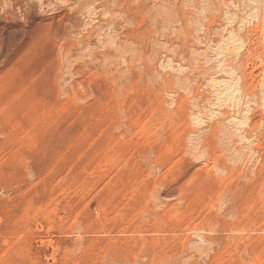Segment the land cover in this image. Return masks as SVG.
<instances>
[{
    "label": "rangeland",
    "instance_id": "rangeland-1",
    "mask_svg": "<svg viewBox=\"0 0 264 264\" xmlns=\"http://www.w3.org/2000/svg\"><path fill=\"white\" fill-rule=\"evenodd\" d=\"M106 1L0 0V264H264V0Z\"/></svg>",
    "mask_w": 264,
    "mask_h": 264
},
{
    "label": "bare ground",
    "instance_id": "bare-ground-1",
    "mask_svg": "<svg viewBox=\"0 0 264 264\" xmlns=\"http://www.w3.org/2000/svg\"><path fill=\"white\" fill-rule=\"evenodd\" d=\"M91 1H94V0H91ZM113 3H114V5H117L118 7H121V9H116L117 10V12H118V14H121L122 15V17H124V18H126L127 20H130L133 16L132 15H136V13H137V11L138 10H136V12H134L133 11V9L132 8H130V5L131 4H129L128 3V1L127 0H111ZM136 1V0H135ZM142 0H139V2L140 3H146V1H144V2H141ZM155 1V0H154ZM163 1H165V0H163ZM162 1V2H163ZM90 2V1H89ZM106 2H108V0L106 1ZM130 2V1H129ZM148 2H150V1H148ZM156 2V1H155ZM159 2H161L160 0H159ZM162 2H161V4H162ZM113 3H112V5H113ZM136 4L138 3L137 1L135 2ZM134 3V4H135ZM87 4V3H86ZM103 4V3H102ZM107 4V3H106ZM164 4V3H163ZM105 5V4H104ZM145 6H144V9L145 8H148L147 7V5L146 4H144ZM150 5V4H149ZM133 6V5H132ZM141 6H143V4L142 5H140V7ZM159 6V5H158ZM102 7V6H101ZM135 7H136V5H135ZM134 7V8H135ZM150 7V6H149ZM137 8H138V5H137ZM140 9V8H139ZM144 9H142V10H144ZM141 10V9H140ZM141 10V11H142ZM148 10V9H147ZM150 10H151V8H150ZM180 10V9H179ZM110 12L112 11V10H109ZM144 11H146V10H144ZM116 12V13H117ZM143 12V11H142ZM180 12V11H179ZM138 13H140V12H138ZM147 13V12H146ZM181 13V12H180ZM179 13V14H180ZM111 14H112V12H111ZM114 15V14H113ZM142 15H145V14H142ZM132 16V17H131ZM118 17H120V15H118ZM135 17H137V16H135ZM140 17V16H139ZM142 17V16H141ZM141 17H140V19H141ZM145 17V16H144ZM114 18H117V17H114ZM154 21V20H153ZM140 22H142V20L140 21ZM149 22V21H148ZM137 23V22H136ZM150 23H151V20H150ZM142 23H138V26L139 25H141ZM143 24H144V22H143ZM152 24V23H151ZM147 25V24H146ZM148 27H150V26H148ZM151 27H153V25L151 26ZM138 28V27H137ZM146 29V28H145ZM151 30V29H150ZM143 31H145L146 32V30H144L143 29ZM158 31V30H157ZM156 31V32H157ZM149 32V31H148ZM132 34V33H131ZM146 34V33H145ZM134 39V38H133ZM3 127V126H2ZM0 131H1V129H0Z\"/></svg>",
    "mask_w": 264,
    "mask_h": 264
}]
</instances>
